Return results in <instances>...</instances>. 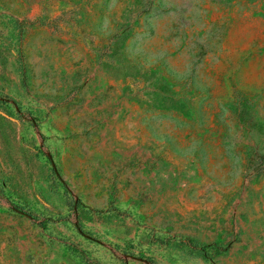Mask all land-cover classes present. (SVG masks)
<instances>
[{
	"label": "rangeland",
	"instance_id": "1",
	"mask_svg": "<svg viewBox=\"0 0 264 264\" xmlns=\"http://www.w3.org/2000/svg\"><path fill=\"white\" fill-rule=\"evenodd\" d=\"M0 264H264V0H0Z\"/></svg>",
	"mask_w": 264,
	"mask_h": 264
}]
</instances>
